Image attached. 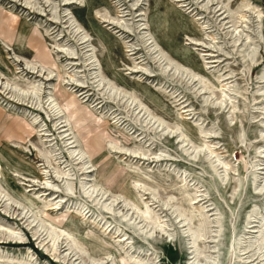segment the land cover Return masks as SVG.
Instances as JSON below:
<instances>
[{"label": "rangeland", "instance_id": "rangeland-1", "mask_svg": "<svg viewBox=\"0 0 264 264\" xmlns=\"http://www.w3.org/2000/svg\"><path fill=\"white\" fill-rule=\"evenodd\" d=\"M25 1L0 0V16L9 15L0 31V264H190L178 208L189 228L218 209L226 264L231 228L242 233L253 207L264 217V190L253 187L264 172V0H211L204 9L186 0L198 21L173 0ZM239 15L244 22L232 34ZM21 30L32 32L40 54L30 36L19 43ZM167 62L195 79L164 69ZM100 79L137 105L109 96ZM33 85V100L12 94ZM145 113L169 130L177 125V133L146 122ZM202 143L228 166L214 171L215 155L191 158L192 145ZM72 148L81 160L69 155ZM83 180L105 197L82 191ZM123 202L148 208L146 220L159 228L148 234ZM208 238L196 246L207 252ZM71 242L80 253L69 250Z\"/></svg>", "mask_w": 264, "mask_h": 264}, {"label": "bare ground", "instance_id": "bare-ground-1", "mask_svg": "<svg viewBox=\"0 0 264 264\" xmlns=\"http://www.w3.org/2000/svg\"><path fill=\"white\" fill-rule=\"evenodd\" d=\"M28 1H30V0H28ZM28 1L26 0L23 3L26 6H28V5H30V3ZM62 1L63 2H70L71 0H62ZM77 1L78 0H76V2ZM173 1L177 4L176 7L181 9L182 11H184L186 14L187 13L190 14L191 12L194 13V10H190L192 8V5L190 6L189 4H187L186 0H173ZM210 1L211 0H193L195 5H198L201 9H204V8L208 7V4L210 3ZM73 2H74V0H73ZM47 4H48V2H47ZM28 7H30V6H28ZM8 16L9 15L0 16V31L1 32L3 30V27H5V25L7 23ZM193 17L195 18L196 21L201 19L195 13H194ZM53 18H55V15H53ZM238 18H239V20L237 21L236 26L234 27V30H233L232 34H234L235 31H238L239 26H237V25H240L241 21L244 22L245 16L239 15ZM256 18H258V17H256ZM16 34H17L16 39H18V38H26V37L28 38L30 36V39L28 40L29 46L34 51H36L37 54H40V52H39L40 45H39L38 41L35 38H31L32 37V32L31 31L25 33L24 31L21 30V31H18ZM82 39L83 38L81 37L80 40H82ZM233 40H234L235 44L240 43L241 37H240L239 33L237 34V36L233 37ZM18 41L20 43L19 39H18ZM44 50H46V49H44ZM255 52H256L255 48H251L250 47V48H248L247 56L252 59L254 54H255ZM212 63H216V61H212ZM164 69H170L174 73H176L177 75L179 74V75H182L183 77L187 78L188 81L192 80L193 78L195 79V77H196L194 74L188 73V71H186V69L184 70V68H183V70H181L180 66L177 67L176 65H172L170 62L169 63L167 62L165 64ZM99 84H102L104 89L108 92L107 94H109V96H111L113 98L119 97L120 99H125L127 102L132 103L133 105L134 104L137 105L135 103V99L133 97H130V96L128 97V95H126V93H124V92L122 93L115 85H112L109 82L108 83L107 82L103 83L101 79L99 80ZM199 89L201 91H205L207 93V95H208V98H211L212 94H211V91H210V87H207V86H205L204 83L200 82V88ZM38 92H39L38 88L36 86H34V85L31 86V87H28L26 89H23V90L22 89H17V88H14L12 90L13 96L16 97L18 100H21L26 95L31 96L30 99L33 100V99L37 98ZM67 99H68V97H66V99H65L66 105H71L72 101L71 100H67ZM222 102H224V101H220V98H219L218 101L215 104H217L218 106H221L223 104ZM74 112H77V111H74ZM185 112H187V111H185ZM183 114H185V113H183ZM145 116H146V122L153 123L157 127H160L162 130H169V128H167L168 126L167 127L164 126L165 123H163V120H160V119L156 118L155 116L149 115L147 113H145ZM82 120H83V118L80 116L79 117V121H82ZM178 129H179L178 126L174 125V126H172L171 130H169V131L170 132L171 131L176 132ZM199 132H201V131H199ZM177 135H178L179 138L181 137V133L177 134ZM72 143L73 142H71V141L69 142L70 145ZM95 143L97 144V142H94V144H92V145H94L93 147H95ZM187 143H192V142L188 141ZM189 152H190L189 154L191 155V158H195L197 155H201V154L205 158H211L212 156L210 157V155H215V157H216L215 160L213 162L211 161L212 162L211 165H212V168H214V171H216L215 169H217V167H221V169H222L225 166H228L224 162L220 161V159L218 158V155L214 151H212L211 148L208 145H206L205 143L198 144V145H192V147L190 148ZM69 155L76 156V157H78L79 160L82 159V152H80V151H78L76 149H73V148L69 152ZM97 159L99 160V163H100L101 162L100 158L97 157ZM82 164H83L82 167L86 169L87 168V164L86 163H82ZM262 170L264 171V168H262ZM212 172H213V170H212ZM115 173L116 172L113 171V170L111 172H109L108 175H106L108 180H111L112 178H114L116 176ZM216 173H218V172H216ZM215 176H216V179L219 182H223L224 181V176L222 175V173H218V175H215ZM253 179L255 180V178H253ZM79 187L86 194H96L99 197H101L102 199H103V197H105L104 193H102L101 191H98V189L96 188L95 185L89 184L88 181H86V180H83L82 182H80L79 183ZM253 187L258 192H261V191L264 190V172L263 173L261 172V178H259V181L257 183H255V181H254V186ZM70 190H71V184L68 181H66L64 183V185H63V191L65 193H68V192H70ZM2 198H4V196L0 193V199H2ZM105 199H106L105 200L106 202L104 204V207L106 209H108V210H110V208L117 201V198L115 196H112L110 198H105ZM6 200H8V199H6ZM166 204H167L166 201H164L162 203L163 207ZM121 207H123L125 209L126 216L131 217V219L138 220V222L141 223L140 227H143L148 234L152 233L154 230L159 228V225H158L157 221H154L152 219H151L152 221L151 220L150 221L146 220L148 218V214L150 212V210L148 208L144 207V208H139L138 209V208L130 205L128 202H123ZM124 209H123V211H124ZM212 210H213V213H211L212 214L211 215L212 218L211 219H206L205 216L203 217V216L199 215V219L197 221L198 223H197L196 227H194V228L187 227V225L189 223L188 222L189 221V217L187 215L185 216L183 214V212L181 210H179V208L173 210L175 218L177 220L179 219L183 223L182 225L184 227H186L185 230L183 229V231L185 233V234L184 233L183 234L186 235V237H187V245L190 248V251H189L190 252L189 253V255H190V259H189L190 260L189 261L190 264H222L221 254L218 251V246H219L218 239L222 236L221 232L223 230V217H222L221 214H219V211H218L217 208H213ZM245 217L246 218L243 221V224H244L243 232L240 233L237 237L234 236L235 234L232 235V233H231L232 228L230 226V228H231L230 237H229V240H228V246L226 248V252L224 254V259H225V263L226 264H232L234 258L235 259L239 258V260L241 261V264H264V217L259 216V213L257 212V210L254 207H253V209L250 210V212L248 214L245 215ZM33 222H37V220H36V218L31 217V220H30L29 223H33ZM252 223H254L255 225L253 226ZM37 227L40 230L44 231L46 233V235H47V238H49L52 242H56L61 237L58 232L54 231L51 228L45 227L44 224L41 223V222H37ZM14 235L15 234H13V236ZM207 236L211 239L210 241H211L212 245L210 247L208 246L209 250H207V252H206V251L201 250V248H198L196 246V244H197V242L199 240H202V239H204ZM13 241H15V240H13ZM69 250H71L73 252L80 253L79 248L73 242H71L69 244ZM87 263H89V264H100L95 259H88ZM83 264H84V262H83ZM136 264H140V263H136Z\"/></svg>", "mask_w": 264, "mask_h": 264}]
</instances>
